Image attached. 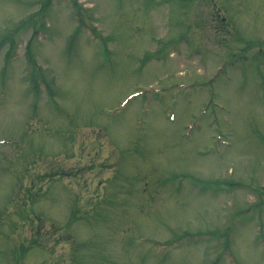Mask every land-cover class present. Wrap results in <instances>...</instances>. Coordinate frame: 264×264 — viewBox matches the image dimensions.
I'll use <instances>...</instances> for the list:
<instances>
[{
    "label": "rangeland",
    "instance_id": "obj_1",
    "mask_svg": "<svg viewBox=\"0 0 264 264\" xmlns=\"http://www.w3.org/2000/svg\"><path fill=\"white\" fill-rule=\"evenodd\" d=\"M0 264H264V0H0Z\"/></svg>",
    "mask_w": 264,
    "mask_h": 264
}]
</instances>
